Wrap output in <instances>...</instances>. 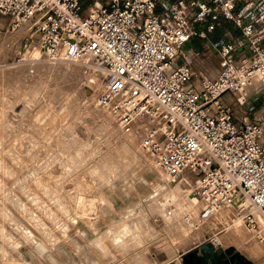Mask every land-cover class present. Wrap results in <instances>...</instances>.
<instances>
[{
	"label": "rangeland",
	"instance_id": "rangeland-1",
	"mask_svg": "<svg viewBox=\"0 0 264 264\" xmlns=\"http://www.w3.org/2000/svg\"><path fill=\"white\" fill-rule=\"evenodd\" d=\"M20 29L9 30L0 15V264H184L188 254L203 256L204 246L224 259L264 264V239L244 226L241 203L200 220L192 182L189 192L171 183L142 150L143 136L123 135L98 107L104 85L103 74L92 75L100 70L94 62L31 58L38 38ZM239 34L229 22L206 41L221 45ZM199 53L191 67L214 78L219 56ZM247 101L229 103L236 114H249L248 106L250 120L259 118L264 103Z\"/></svg>",
	"mask_w": 264,
	"mask_h": 264
},
{
	"label": "built area",
	"instance_id": "built-area-1",
	"mask_svg": "<svg viewBox=\"0 0 264 264\" xmlns=\"http://www.w3.org/2000/svg\"><path fill=\"white\" fill-rule=\"evenodd\" d=\"M0 15L12 32L28 26L49 61H94L105 74L99 105L114 108L125 133L148 120L143 147L170 181L192 182L200 220L239 200L245 227L258 228L264 114L250 120L252 107L239 115L228 101L264 103V0H0ZM221 20L240 34L213 47L214 78L197 76L198 54L184 46Z\"/></svg>",
	"mask_w": 264,
	"mask_h": 264
},
{
	"label": "bare ground",
	"instance_id": "bare-ground-1",
	"mask_svg": "<svg viewBox=\"0 0 264 264\" xmlns=\"http://www.w3.org/2000/svg\"><path fill=\"white\" fill-rule=\"evenodd\" d=\"M32 48V47H31ZM28 50H30V48L29 49H27V53H28ZM29 57H31V58H34V59H39L40 57H41V50H40V47L38 48V47H34V49H33V51H30L29 52V55H28ZM89 60V59H88ZM90 60H92V59H90ZM57 62H64L65 63V61H62V60H56ZM93 61V60H92ZM84 63L85 65L87 64V60H84V61H79V62H69V63ZM94 62V61H93ZM53 63H55V62H53ZM95 65V64H94ZM96 66V65H95ZM99 69V68H98ZM91 72H92V75H93V77L94 78H96V77H100V76H102V74H103V85H104V72L100 69V70H94V69H92L91 70ZM96 83H98L97 85H99V86H101L102 85V83L101 82H97L96 81ZM95 82H94V84H96ZM93 84V85H94ZM86 88H84V91L86 92V94H87V96H90V97H93V95H94V93H93V88H90V85H88V86H85ZM93 93V94H92ZM97 105H98V107L99 108H101L102 110H104L109 116H111V118L114 120V122H115V124L117 125V127L119 128V130L121 131H123V135H125V136H139V137H141V136H143L144 137V135H146V133L148 132V128L149 127H151V125H150V123L148 122V120L147 119H145V118H141V117H139V118H136L135 119V122H134V127H133V130L130 132V133H125L124 132V130L122 129V127H121V125H120V121H119V118H118V114H117V112L114 110V108L111 106L112 104H110V106L111 107H104V106H101V105H99V103H98V100H97ZM144 121V124L145 125H140V123L139 122H141V121ZM121 128V129H120ZM121 131V132H122ZM143 137L141 138V140H140V146H141V148H142V150L147 154L148 152H147V150L143 147ZM148 155V154H147ZM149 156V155H148ZM160 170V169H159ZM162 172V171H161ZM162 174L164 175V173L162 172ZM165 176V175H164ZM166 177V176H165ZM167 178V177H166ZM168 179V178H167ZM169 180V179H168ZM170 181V180H169ZM158 182H159V180H158ZM171 183H174V182H172V181H170ZM189 180L188 179H184V181H182V182H180V183H174V184H177V185H181L182 186V188L183 189H185V191H188V186H189ZM191 183V182H190ZM158 186H159V189L160 190H163V192L164 191H166V189H167V187L165 188V186L164 185H161L160 183H158ZM184 191V192H185ZM189 192V191H188ZM170 196L171 195V193H170V191H167V192H165L164 193V195H163V197H165V196ZM193 196V195H192ZM194 197V196H193ZM195 198V197H194ZM200 203V202H199ZM238 203H241V201H239V200H237L233 205H231V206H234V205H239ZM231 206H229V207H231ZM229 207H225V208H221L219 211H221V210H228V208ZM239 209V208H238ZM240 210H242V209H240ZM251 211V210H250ZM256 216V215H255ZM256 219H257V223H258V228H259V225H262V226H264V219L262 218V217H258V216H256ZM241 221H243V216H242V220ZM244 223V222H243ZM245 226V225H244ZM256 229V230H253L252 232H256L255 233V238L257 239V240H260V241H263L262 239H264V228H262V229ZM213 241V240H212ZM243 245V244H242ZM241 245V246H242ZM244 245H246V244H244ZM243 245V246H244ZM242 246V248H244ZM248 246V245H247ZM250 246V245H249ZM249 246H248V248L247 249H249ZM252 246V245H251ZM241 248V247H240ZM253 248V247H252ZM252 248H250V249H252ZM236 249V248H235ZM245 249H246V247H245ZM244 250V249H243ZM234 251V249H232V248H227V252H233ZM249 251H251V250H249ZM247 253H248V251H247ZM249 255V254H248Z\"/></svg>",
	"mask_w": 264,
	"mask_h": 264
},
{
	"label": "trees",
	"instance_id": "trees-1",
	"mask_svg": "<svg viewBox=\"0 0 264 264\" xmlns=\"http://www.w3.org/2000/svg\"><path fill=\"white\" fill-rule=\"evenodd\" d=\"M203 256L199 257L196 255V253H192V254H188L185 258H184V264H205V261H212L215 263H219V259L221 258L224 264H228V263H232V264H241V259L236 255V256H232L228 259H224L223 256H221L220 254H216V252H214V250L212 249H208L207 247L204 246L203 248ZM238 260V261H237ZM221 261V262H222ZM238 263H235V262Z\"/></svg>",
	"mask_w": 264,
	"mask_h": 264
},
{
	"label": "crops",
	"instance_id": "crops-1",
	"mask_svg": "<svg viewBox=\"0 0 264 264\" xmlns=\"http://www.w3.org/2000/svg\"><path fill=\"white\" fill-rule=\"evenodd\" d=\"M225 23H229V22L221 20L219 22V24L216 26V28L225 25ZM214 46H219V45H213V44L209 43V41H206V39L202 40V39H199V38H193L190 42H188L184 46V50H189V51L196 52L197 54H200L199 52H202L203 50H206L207 52L208 51L212 52V49H213ZM228 102H230V100ZM260 113L262 114V113H264V111H262Z\"/></svg>",
	"mask_w": 264,
	"mask_h": 264
}]
</instances>
